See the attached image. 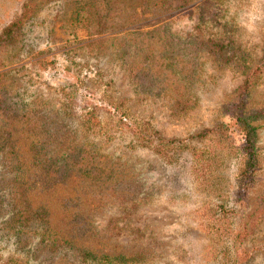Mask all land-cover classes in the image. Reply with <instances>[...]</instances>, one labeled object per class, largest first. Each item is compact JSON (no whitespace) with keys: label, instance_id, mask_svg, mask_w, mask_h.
<instances>
[{"label":"rangeland","instance_id":"obj_1","mask_svg":"<svg viewBox=\"0 0 264 264\" xmlns=\"http://www.w3.org/2000/svg\"><path fill=\"white\" fill-rule=\"evenodd\" d=\"M24 6L31 17L19 29L20 42L0 44V72L7 71L0 75V264H84L75 250L56 248L55 231L63 239L75 231H89L87 240L98 255L99 245L117 244L114 253L126 260L117 263L100 257L85 264H264V111L255 121L259 165L244 201L235 196L240 135L231 127L226 143L192 139L218 121L233 125L224 106L244 81V67L254 66L262 55L264 0H167L158 11L141 14L137 8L130 16L141 31L166 24L171 32L187 36L198 24L205 38L222 31L228 37L236 55L232 64L220 67L209 58L200 59L205 76L193 88L196 105L186 113L175 112L172 96L158 87L141 91L168 79L140 76L139 87L112 52L113 44L91 43L109 33L91 36L85 28L66 32L63 0H0V37ZM151 39L138 37L126 44L125 51L130 56ZM166 39L161 32L152 40L160 44ZM43 58L53 64L39 61ZM69 78L80 85L72 102L61 89L70 84ZM90 101L100 105L91 124ZM116 101L122 102L129 123L149 122L160 136L181 140L170 144L169 159L135 145L131 125L122 124L114 111L111 102ZM256 106L264 108V80L249 98L248 107ZM25 109L35 110L36 127L22 122ZM32 134L52 135L55 141L48 152L66 145L92 148L94 159L115 172L96 182L74 173L67 179L51 177L41 167L30 168ZM8 136L19 162L28 167L30 187L22 194L26 201L22 206L15 201L22 188L17 164L14 168L3 163L1 149ZM24 206L32 217L25 225L16 222ZM212 212L218 230L207 224ZM84 217L88 218L84 228H75L74 222ZM238 232L244 236L235 243Z\"/></svg>","mask_w":264,"mask_h":264},{"label":"trees","instance_id":"obj_2","mask_svg":"<svg viewBox=\"0 0 264 264\" xmlns=\"http://www.w3.org/2000/svg\"><path fill=\"white\" fill-rule=\"evenodd\" d=\"M64 10L61 14L62 26L65 31L74 34L78 29L85 28L91 36H100V34L109 33L106 36H101L91 43L106 44L110 47L113 44L114 54L117 55V59L121 61L122 65H127L129 69V75L132 76L135 84L141 86L142 81L140 76L144 79L157 76L162 79H168L166 84L161 81L160 86L154 83L149 86H143V92L152 91L158 87L160 91L165 94L169 93L173 98V103L170 105L175 112L186 113L193 109L196 105V98L194 97L193 88L196 83L203 81L205 73L203 70V61L200 59L209 58L210 61L220 65L232 64L234 56L232 53L231 43L225 36L223 31L218 33L219 36L208 37L204 35L202 29L197 24L192 33L187 36H180L178 33H173L168 29L166 24L158 25L147 31L139 30L140 26H133L134 20L130 21V16L133 15L137 8L140 9L141 14L153 13L156 10L161 9L167 2V0H63ZM30 10L24 6L21 15L11 21L3 30L0 37L1 46H9L20 42L19 29L26 22ZM132 25V26H131ZM163 32L167 39L164 43L157 44L153 41V37L156 38L158 34ZM221 35V36H220ZM138 37H148L145 48H137L139 51L134 50V54H130L125 51V46L129 42H135ZM158 39V38H157ZM118 45L116 46V44ZM115 46L117 49L115 50ZM142 55V59H138ZM39 61L44 62L46 65L53 64L51 59L43 58ZM221 67V66H220ZM63 71V70H62ZM60 70L58 74L62 73ZM245 72V79L239 85L237 93L232 101L227 102L224 106V113H227L233 121V125L226 121H218L210 128H204L200 132L194 135V138L198 139H220L226 143L229 139V132L231 127L241 137V144L238 145V152L241 159V168L238 176V190L236 193V199L241 201L247 199V196L252 189L255 182V171L259 165V159L257 156L256 137L257 127L255 121L261 118L264 108L262 106L248 107L249 98L252 90L263 82L264 80V47L262 55L258 62L254 66H250ZM7 71L0 72L1 74ZM160 76V77H159ZM70 84L62 86L63 95L67 98L68 102H72L75 99V92H78L80 85L78 80H72L69 78ZM67 86H71L66 90ZM148 93V92H146ZM114 111L119 115V120L122 124L125 122L131 125L132 135L135 139V145H141L142 147L149 148L159 156L169 159L172 146L170 144L180 142L178 139H166L160 136V133L153 129L149 122H143L137 126L141 127L139 130L137 126L129 123L124 115L126 113L123 110L121 101L111 102ZM117 103V104H116ZM100 105L89 102L88 122H95L98 116L97 110ZM122 107V108H121ZM34 109L22 110L23 123L27 128L36 127L34 121L36 120ZM52 135L40 136L37 134L29 135V146L31 152V160H29V167L33 166L41 167L45 170L49 176L68 177L75 175L81 179H89L96 181L98 177L107 176L115 172V168H107L102 166L99 161L94 159V150L92 148L80 146H68L59 150H50L48 147L55 140L51 138ZM7 144L1 149L3 163L13 165L16 168L14 162L17 164V175L19 177V183L22 187L16 192L15 201L20 205L26 202L23 197L29 191L30 185L28 177L27 165L19 162V155L14 141L10 137H5ZM1 146V145H0ZM40 146V148H39ZM47 146V147H45ZM199 156V154H198ZM198 158V157H197ZM197 167V166H196ZM195 167V168H196ZM202 166L196 168L195 172L200 170ZM108 171V172H107ZM15 182H17L15 180ZM19 186V187H20ZM23 194V195H22ZM22 206V205H21ZM226 212H228L226 210ZM226 214V213H225ZM229 214V213H227ZM216 213L207 215L208 225L211 228H215ZM31 215L26 210V207H22L21 218L16 222L27 224L31 220ZM84 217L78 222H74L75 228L83 229L85 226ZM214 224V225H213ZM210 227V226H209ZM72 229H74L72 227ZM87 232L75 231L72 236L63 239L57 231L53 233L54 241L57 249L67 248L68 250H75L78 261L84 264L88 261L98 259L108 261H117V263L123 262V256L118 253H114L117 244L109 245L103 243L99 245L98 249L101 254L98 255L96 246L89 242L91 234ZM225 233V232H224ZM223 233L221 234V236ZM244 234L238 232V235L234 242H241ZM62 237V238H61ZM65 241H61V240ZM111 247V253L107 251L108 247ZM126 259V258H125ZM126 261V260H125ZM124 261V262H125Z\"/></svg>","mask_w":264,"mask_h":264}]
</instances>
